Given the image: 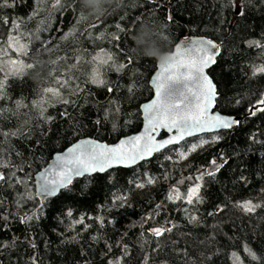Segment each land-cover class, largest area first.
I'll return each instance as SVG.
<instances>
[{"label":"trees","instance_id":"obj_1","mask_svg":"<svg viewBox=\"0 0 264 264\" xmlns=\"http://www.w3.org/2000/svg\"><path fill=\"white\" fill-rule=\"evenodd\" d=\"M143 23L167 50L182 37L214 40L215 108L241 119L134 167L74 179L40 201L33 175L54 153L80 138L114 143L140 129L156 66L135 51L132 36ZM16 39L26 54L15 52ZM100 51L112 57L100 67L103 83L92 79ZM18 56L24 67L42 64L39 83L10 72L5 59ZM260 69L264 0H123L100 17L79 0H0V264H264ZM197 184L200 200L189 204ZM244 202L261 207L247 213ZM157 228L172 231L154 236Z\"/></svg>","mask_w":264,"mask_h":264},{"label":"snow or ice","instance_id":"obj_2","mask_svg":"<svg viewBox=\"0 0 264 264\" xmlns=\"http://www.w3.org/2000/svg\"><path fill=\"white\" fill-rule=\"evenodd\" d=\"M57 3H59V0H57ZM22 36L23 34L21 33L20 37L22 38ZM15 42L19 46L20 51L26 54V45L21 44L19 39H16ZM216 49L217 45L211 40H186L183 42L182 47H176L172 62L166 65L161 64L160 73L153 81L156 99L144 105L143 111L147 121L145 133L121 141V144L116 147H108L87 140L70 147L66 153L58 155L55 163L41 175L38 189L40 195L44 197L55 195L58 189L67 187L74 176L83 175L85 172H102L113 163L125 166L135 164L139 160L152 155L153 152L159 151L167 145L175 144L186 136H192L196 132L229 128L238 123L234 119L222 118L219 115H209L208 110L213 103L216 93L212 82L204 75V69L210 63H214L213 57L217 54ZM108 59L111 60L112 57L109 56ZM10 63L15 66L17 61L13 60ZM103 63H107V61ZM27 67L31 68L32 65L28 64ZM20 71H22L21 68H14L13 74ZM259 71H264V69H260ZM193 76L196 77V91L192 92L189 89L186 92L188 95L195 97L194 104L185 103L188 96L184 93L180 94L182 99L179 100L165 97L164 90L170 81H191ZM100 82L103 83V81ZM45 91L52 93L53 96H59L58 91L53 88H48ZM259 103L264 105V100ZM255 111L264 112V107L257 108ZM255 111L250 114L254 115ZM157 128H166L168 131L174 130L175 135L158 142L152 135V132ZM208 174L212 175L213 173ZM202 178L200 176L196 179ZM4 179V175L0 174V181ZM149 183H151V180ZM139 186L143 187V185ZM199 189V184L188 189L186 195L187 203L199 202ZM171 198L170 196L169 199ZM181 198L177 192L176 199ZM239 207L243 211L251 213L256 208L261 207V205L244 202ZM165 231L171 232L172 229H153V235L161 236ZM252 256L253 259H256L254 254Z\"/></svg>","mask_w":264,"mask_h":264},{"label":"water","instance_id":"obj_3","mask_svg":"<svg viewBox=\"0 0 264 264\" xmlns=\"http://www.w3.org/2000/svg\"><path fill=\"white\" fill-rule=\"evenodd\" d=\"M207 41V40H211L213 43H215L217 45V49H216V52L217 54L213 57L214 59V63H210L205 69H204V75L207 76V78L212 82V85L213 87L215 88V93H216V87H215V84L212 80V78L210 77V75L208 74V70L215 64V61H216V58L217 56L219 55V47H218V44L212 40V39H208L206 37H203V36H197V35H193V36H187V37H182L180 38L175 44L174 46L172 47L171 50L169 51H174L176 47H182L183 46V42L184 41ZM160 73V65L156 63V66H155V70L153 72V74L151 75L150 79H149V85L152 89V97L142 103L140 105V110H141V117H142V125L140 127V129L135 132V133H132V134H129V135H125V136H122L121 138H119L116 142L114 143H106V142H103V141H99V140H96L94 138H91V137H84V138H80L78 140H76L75 142H73L72 144H70L69 146H67L65 149H63L62 151H58L56 153H54L50 159V161L48 162V164L42 168L41 170H39L38 172H36L34 175H33V182H34V189H35V193H36V197L44 202L46 201L47 199H50V198H53L55 196L58 195V193L64 189V188H60L57 190V192L55 193V195H52V196H47V197H44V196H41L38 189H39V184H40V177L43 173H45V171L47 169L50 168V166H52L55 161H56V157L58 155H62L64 153L67 152V150L70 148V147H73L74 145H76L77 143H80L82 141H92V142H95V143H98V144H101V145H106L108 147H116L117 145H120L121 144V141H125V140H128L129 138L133 137V136H139V135H143L145 133V125L147 123L146 119H145V115H144V111H143V108H144V105L146 104H149L151 103V101L153 99H156V92H155V87H154V83L153 81L156 79V77L158 76V74ZM175 74V73H173ZM196 77L193 76V79L191 81H187V80H179V81H170L166 87V89L164 90V95L165 97H170L172 98L173 100H179V99H182L181 97V93H184L185 95L188 96V99L185 101V103H188V104H194L195 103V97L192 96V95H188L187 94V90L191 89L192 92H195L196 91ZM216 96H217V93L215 94V98L213 100V103L211 105V107L209 108V115H219L221 116L222 118H226V119H234L236 121L239 122V120L241 119L240 116H235V115H228V114H224V113H221L220 111H218L216 108H215V99H216ZM238 123L232 125L231 127L229 128H219V129H213L212 131H204V132H196L194 133L192 136H186L183 140H180L178 141L177 143L175 144H171V145H167L165 148L163 149H160L159 151H156V152H153L152 155L150 156H147L145 159L143 160H139L137 163L135 164H131V165H128V166H125L123 164H117V163H113L110 167L106 168L104 171H95V172H85L83 175H80V176H74L72 178V181L74 179H77V178H81L83 176H86V175H93L95 173H106L108 172L109 170L111 169H114V168H118V167H122V168H131V167H134L136 166L137 164L141 163V162H144V161H147L149 159H151L153 157L154 154L170 147V146H174V145H177L179 143H181L182 141H185L187 139H190V138H193V137H196V136H199V135H202V134H206V133H215V132H219L221 130H228L234 126H236ZM161 132H164L165 135L164 136H160ZM152 135L155 137L156 141H163V140H166V139H169L171 137H173L175 135V131H168V129L166 128H157L154 132H152ZM217 166H219V164H214L212 166H210L207 171L210 172V171H213ZM71 181V182H72ZM69 185V184H68ZM67 185V186H68Z\"/></svg>","mask_w":264,"mask_h":264},{"label":"clouds","instance_id":"obj_4","mask_svg":"<svg viewBox=\"0 0 264 264\" xmlns=\"http://www.w3.org/2000/svg\"><path fill=\"white\" fill-rule=\"evenodd\" d=\"M79 3L81 8L86 10V14L100 17L108 11V7H110L112 11L119 10L123 4V0H79ZM132 40L138 55L153 59L159 65H166L172 62L174 51L167 50L162 44L156 29L152 25L147 23L141 24L135 30ZM38 67H42V64L39 62L36 65H32L31 68L25 65L22 71L25 74L31 73L32 78L39 83L42 79V74L37 70Z\"/></svg>","mask_w":264,"mask_h":264},{"label":"rangeland","instance_id":"obj_5","mask_svg":"<svg viewBox=\"0 0 264 264\" xmlns=\"http://www.w3.org/2000/svg\"><path fill=\"white\" fill-rule=\"evenodd\" d=\"M15 41L16 40L11 42V43H13V48H14L15 52L18 55H21L22 52L20 51L19 46L17 45V43ZM107 58H108V53L106 51H100V52L96 53L95 60H96V62L98 64H95L94 67H93V72H92L93 81H95V82H99L100 81V79H101V77H100V67H101L102 64H104L103 62L106 61ZM13 60L17 61V64L15 66L10 63ZM4 62L6 64V66L8 67V69L10 70V72H13L14 68H21L22 69L24 67V62H23V60H22V58L20 56L6 58ZM199 145L201 146L203 144L201 142L190 144L189 147H188L187 152L182 154V156L184 157V156H187V155H191L192 153L197 151V148H198Z\"/></svg>","mask_w":264,"mask_h":264}]
</instances>
